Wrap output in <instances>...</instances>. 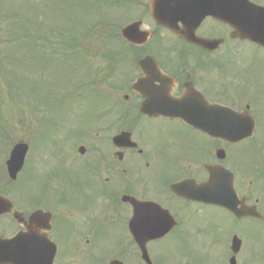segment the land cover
<instances>
[{
    "label": "flooded vegetation",
    "instance_id": "af4514ba",
    "mask_svg": "<svg viewBox=\"0 0 264 264\" xmlns=\"http://www.w3.org/2000/svg\"><path fill=\"white\" fill-rule=\"evenodd\" d=\"M250 1L264 7L262 0ZM219 27L208 29L218 35L205 27L189 35L224 39V56H211L217 52L208 54L166 29L154 41L150 30L153 39L135 47L143 53L135 68L122 73L115 88L105 87L109 103L92 112L85 133L79 135L71 106L70 117L49 124L46 148L33 152L37 137L29 136L35 185L20 199L16 185L25 162L14 181L0 186V198L12 205L0 217V237L23 236L25 255L46 264H146L135 234L165 224L173 226L169 233L148 242L150 264H166L165 252L153 249L169 241L203 246L179 264H264V60L254 72L239 53L244 42L228 41L232 31ZM154 48L162 55L153 56ZM191 49L203 55H179ZM157 95L185 98L196 124L148 115ZM200 104L237 113L236 137L218 131L212 138L197 129ZM54 113L42 116L40 134ZM123 134L129 136L115 142ZM146 203L152 205L142 207ZM206 209L215 215L199 217ZM134 220L148 225L136 229Z\"/></svg>",
    "mask_w": 264,
    "mask_h": 264
},
{
    "label": "rangeland",
    "instance_id": "374dc122",
    "mask_svg": "<svg viewBox=\"0 0 264 264\" xmlns=\"http://www.w3.org/2000/svg\"><path fill=\"white\" fill-rule=\"evenodd\" d=\"M116 1L0 0V64L2 65V68H0V129H2L0 130V163L3 161V165L0 168V185H4L9 180L5 162L14 145L19 141H23L28 136V122L31 121L32 131L34 129L33 132H36L40 128L39 119L41 117V109L39 105L46 103L58 105L61 107V117H70L71 115L69 112L70 108H65L71 106L74 99H72L71 95L59 94L56 90V87L60 84L59 82L63 81V78L59 76L60 71L58 72V67L61 65H69L70 67L74 64L73 66L78 70V73L85 74L87 72L91 73L92 71L96 78L95 68L98 67L97 65L109 66L113 69L111 72L115 73L113 74V80L111 82L120 80L124 69L120 66L115 68L113 64H116L118 60L123 62V58L132 56L133 51L131 52L127 49L122 54L115 55L114 52L116 50H114V44L110 43L111 38L115 36L113 31L117 28L114 25L119 24V28H121L128 20L131 21L136 18L146 19V15H141L147 12L150 0L132 2L129 8H126L124 0L115 3ZM262 1L264 2V0ZM27 18L36 23H33L32 26L28 25ZM207 22L206 28L209 29L211 21L208 20ZM103 24L106 27H102ZM73 26H75L74 30L72 29ZM150 26L149 21L146 22L145 28H149ZM41 29L46 31L47 34L43 36ZM57 31L64 32L66 37L80 33L78 35V46L81 48H77L76 50L66 49L77 52L74 54V57L64 58L65 49L58 47L52 48L51 41L58 36ZM206 32L218 35L216 30L211 29ZM106 33H108L106 35V41H103L102 36ZM40 36L43 37L41 38ZM22 37H24V40ZM169 38L173 41L174 45H177L176 39ZM35 39L44 42L41 47L37 45L36 48L33 45H26L27 42L34 41ZM29 46L32 48L29 49ZM241 46L243 47L242 51L239 50L241 57L249 60L251 68L256 72L261 67V61L263 62L264 60V53L253 44L244 43ZM229 47H233L232 42ZM10 54H13L11 57L16 55L13 59L17 60L13 64L4 60ZM33 56H36L38 59H33ZM47 58L50 60H47ZM19 61L21 62L18 63ZM92 62L94 64L93 67ZM62 74L64 75V72ZM77 78L78 81L82 82L80 84L82 86L77 93L83 94L80 97L82 103L86 101L79 108V111L83 109L82 112H79V121H87L92 119V113L87 111L89 106H100L103 105L104 101H108L104 97L93 103L97 96H91L93 94L89 90L92 89V86L90 83L86 84L89 82V77L82 80L79 77ZM76 80L74 79L69 87L64 86L59 92L63 93L64 90L71 91L72 88H75V84L79 85ZM95 87L101 88V83L97 82ZM105 87L107 86L102 85V88ZM31 89L39 90L40 92L31 93ZM41 89L44 90L42 91ZM70 91H66L65 93H71ZM44 92L52 94V97L50 98L49 95H44ZM24 94H27L26 97H24ZM25 119L28 120L26 125H24ZM52 121V118L43 120L42 125L45 126L47 131L41 133L33 141V152L34 150L38 152L49 145L47 144L50 141V132L48 133V131L49 124ZM83 133L85 132H80L79 135ZM46 135L48 140L45 138ZM34 167L35 165L29 159L27 162V170L23 175V182L22 184L19 183L16 185L20 199H22L24 192L33 190V186L35 185ZM1 193L5 194V190ZM6 195L7 193L4 196ZM214 215L215 212L209 209L203 210L202 213L198 214L199 217ZM202 247L201 244H195L190 241H169L158 244L153 250L157 253L165 252V258L163 260L166 264H177L181 256L201 251Z\"/></svg>",
    "mask_w": 264,
    "mask_h": 264
},
{
    "label": "water",
    "instance_id": "95a60500",
    "mask_svg": "<svg viewBox=\"0 0 264 264\" xmlns=\"http://www.w3.org/2000/svg\"><path fill=\"white\" fill-rule=\"evenodd\" d=\"M210 5L203 6V9L206 11L202 15V17L206 16H213L215 19L223 21L224 23H227L231 26L234 24L232 23L233 15L237 17L238 22L240 23V30H238L237 36L240 39H246V40H255L260 44L264 45V12L261 11H251L250 13L245 12V8H241L238 11V14H234L233 11L230 9L231 7V0H220V1H215V0H209ZM161 0H154L152 4V13L155 14V9L158 8L159 4L161 3ZM252 13V14H251ZM161 15V13L159 14ZM159 23H163L164 25H168L166 22L158 20ZM241 23L243 25H241ZM259 23V24H258ZM256 25L257 27L255 28ZM253 28L252 32L250 31ZM131 28H128L130 30ZM252 33L255 35V33H258L260 37L258 40L256 37L252 35ZM26 146L25 145H18L15 150L12 153L11 156V161L9 163L10 166V173L12 176H15L18 171L22 168L24 158L26 155ZM163 227V226H162ZM167 229V228H166ZM165 229V231H166ZM166 232L159 233V232H154L152 233V236H150L152 239H158L165 235ZM144 235L138 234V243L142 248V251L144 253V258L147 259V250H146V245H147V240L146 239H141ZM5 249V252H4ZM7 252V247L3 248V253L0 255V263H2V260L5 262L3 264H7L10 258L6 254Z\"/></svg>",
    "mask_w": 264,
    "mask_h": 264
}]
</instances>
